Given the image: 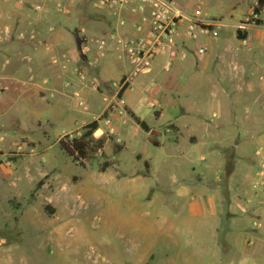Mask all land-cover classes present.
Returning <instances> with one entry per match:
<instances>
[{
    "label": "rangeland",
    "instance_id": "374dc122",
    "mask_svg": "<svg viewBox=\"0 0 264 264\" xmlns=\"http://www.w3.org/2000/svg\"><path fill=\"white\" fill-rule=\"evenodd\" d=\"M26 1L0 0V264H264V205L258 216L251 210L264 201L258 0H170L218 25L219 37L190 41L182 30L136 75L125 47L140 22L131 8L36 0L32 17L54 6L47 37L13 11ZM52 27L66 30L62 41ZM138 90L136 112L126 95ZM131 113L160 133V147ZM93 120L106 143L83 167L59 140Z\"/></svg>",
    "mask_w": 264,
    "mask_h": 264
},
{
    "label": "built area",
    "instance_id": "2783aa9c",
    "mask_svg": "<svg viewBox=\"0 0 264 264\" xmlns=\"http://www.w3.org/2000/svg\"><path fill=\"white\" fill-rule=\"evenodd\" d=\"M108 3L129 7L140 18V22L136 24V38L125 44L130 63L135 68V75L149 72L155 57L170 51L181 37L182 30L183 36L190 41H197L204 36L216 39L220 34L218 25L203 22L198 16L183 15L170 0H108ZM35 8L40 9L41 6L36 5ZM125 23L126 20H119L120 25ZM183 26L186 27L183 29ZM103 45L101 41L98 44L100 49ZM206 50L205 46L200 45L196 53L204 55ZM259 168L257 175L263 180L264 163ZM256 225L262 226L260 223Z\"/></svg>",
    "mask_w": 264,
    "mask_h": 264
},
{
    "label": "trees",
    "instance_id": "16d2710c",
    "mask_svg": "<svg viewBox=\"0 0 264 264\" xmlns=\"http://www.w3.org/2000/svg\"><path fill=\"white\" fill-rule=\"evenodd\" d=\"M263 9L264 0H258L257 6L253 9V14L259 15ZM254 22L259 25L262 23V20L257 18L254 20ZM246 36L247 34L245 31L237 30V37L239 39L245 40ZM124 90L125 88H122L119 91L118 98H121L122 94L124 93ZM103 117L106 118V112L104 113ZM131 117L136 121V123L143 131L149 133L148 141L152 145L160 147L161 144L158 140L160 133L155 129H151L145 121H142L133 113H131ZM98 129L99 120H93L92 122L86 124L83 127L82 134L79 137H70V135L68 134L63 136L59 140L60 149L69 158H71L74 163L84 167L85 162L97 156L103 150L104 145L106 143V138L95 136V133ZM117 147L119 148V146ZM108 165L109 163H104V165L101 166V171L106 170Z\"/></svg>",
    "mask_w": 264,
    "mask_h": 264
},
{
    "label": "crops",
    "instance_id": "0c3cea01",
    "mask_svg": "<svg viewBox=\"0 0 264 264\" xmlns=\"http://www.w3.org/2000/svg\"><path fill=\"white\" fill-rule=\"evenodd\" d=\"M29 2H27V3H25L24 5H12V9H13V11L15 12V14H18V15H21V16H23V19H28V23H29V25H30V27H35L37 30H40V28L42 29L41 31L43 32V31H45V34L44 35H42V36H49V35H47L46 34V32H48V29H50V28H48V26H46L45 28H44V24H46V23H49V22H53V18H52V16L54 15V11L52 10V8L54 7L53 6V4H50V2H48L46 5H45V10H44V12L42 13V15H37L36 17L35 16H33L32 17V15H31V13H32V10L31 9H28V6L30 7L31 6V3L33 4V2H35L36 0H28ZM16 6V7H15ZM14 7V8H13ZM31 11V12H30ZM60 16H57V18H59ZM60 19V18H59ZM45 29V30H44ZM52 29H54V32H55V35H56V39H58V40H63V38H64V36L66 35V30H64V28L63 27H58V28H56V27H52ZM103 31H104V29H103ZM65 34V35H64ZM55 39V40H56ZM218 60H220V62L221 63H223V64H225L226 62H229V63H231V60H233V59H228V57L226 56V55H223V54H219L218 53V55H217V57H216ZM219 58H221V59H219ZM212 59L213 58H206V59H204L203 60V63H202V66L204 67V68H206L209 64H211V62H212ZM188 66L187 65H185V64H182V65H178L177 66V71H179V70H183L184 68H187ZM143 95V93L140 91V90H138L136 93H133V94H128V95H126V96H129L130 98H129V100H128V105L133 109V110H135V108H134V106L132 105V102L134 101V100H138V99H140V97ZM141 100V99H140ZM131 110V109H130ZM136 111V110H135ZM137 112V111H136ZM134 113V112H133ZM137 117H139V116H137ZM235 124L234 125H239L238 123H236V122H234ZM256 124V123H255ZM223 126L225 125V122L222 124ZM256 125H258V123L256 124ZM221 126V125H220ZM260 126V125H259ZM150 127V126H149ZM151 128V127H150ZM237 128L238 129H233V131H231V133L233 134V139H232V141H233V143L234 142H236V141H240V139H239V137H241L240 136V130H239V126H237ZM261 127H259V129H260ZM151 129H153V128H151ZM156 130V129H155ZM226 130V129H225ZM224 130V132L226 133L228 130H226L225 131ZM257 133H259V130H258V132ZM149 134V133H148ZM257 137H259V134L258 135H256ZM252 137H253V134H252ZM236 147V149H238V146H235ZM237 151V150H236ZM238 152V151H237ZM237 152H236V155H238L237 154ZM241 161L240 160H238V162H237V169H241L240 167H241ZM237 169H236V172H237ZM258 169V167L256 168V170ZM255 170V171H256ZM246 172H247V170H246ZM235 174V173H234ZM233 174V175H234ZM244 174H245V172H244ZM232 175V176H233ZM232 176H231V179H232ZM246 177H247V175H245V181L244 182H246L247 180H246ZM247 184V183H246ZM249 184V183H248ZM247 186H249V185H247ZM245 194H246V191H245ZM241 201V199H240V197H235L234 198V200H233V204H232V206H237L238 205V203ZM264 205V201L263 200H260V201H258L257 202V204L254 206V208H252L251 210H252V213H254L255 215L257 214L256 213V210L259 212V211H261L259 208L261 207V206H263ZM257 216H258V214H257Z\"/></svg>",
    "mask_w": 264,
    "mask_h": 264
},
{
    "label": "bare ground",
    "instance_id": "6f19581e",
    "mask_svg": "<svg viewBox=\"0 0 264 264\" xmlns=\"http://www.w3.org/2000/svg\"><path fill=\"white\" fill-rule=\"evenodd\" d=\"M1 256V255H0ZM3 260V259H2Z\"/></svg>",
    "mask_w": 264,
    "mask_h": 264
}]
</instances>
